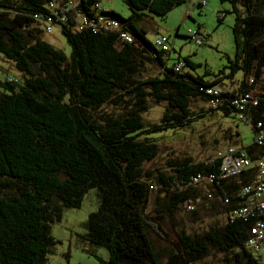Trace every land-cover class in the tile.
Returning a JSON list of instances; mask_svg holds the SVG:
<instances>
[{
  "label": "trees",
  "instance_id": "1",
  "mask_svg": "<svg viewBox=\"0 0 264 264\" xmlns=\"http://www.w3.org/2000/svg\"><path fill=\"white\" fill-rule=\"evenodd\" d=\"M49 1L0 0V54L22 72L20 80L0 79V264H45L59 243L52 224L61 221L65 208H79L90 189L98 206L87 216L86 231L76 236L97 259L94 264H206L211 248L229 253L232 264H259L260 255L247 245L254 220L228 218L243 201L237 180L248 181L252 169L222 178L217 153L209 162L184 157L170 164L171 173L156 176L145 163L158 154L153 135L205 117L204 109L192 112L196 99L207 102L210 112L237 114L250 124L252 142L239 147L253 157L264 99L249 110L226 101L212 106L206 89L229 84L221 94L228 98L264 90V0H227L230 7L219 12V23L228 13L234 16L235 54L211 80L205 78L209 71L195 72L188 56L171 60L174 46L154 45L141 25L149 13L165 17L187 0H122L130 10L126 17L102 8L101 0H79L80 12L90 15L100 6L98 14L119 24L93 30L73 27L72 19L58 23L69 56L41 39L43 21L35 15L48 11ZM121 32L132 40L121 39ZM150 64L158 67L154 75L147 73ZM237 73L242 76L235 83ZM149 98L165 103L153 124L142 117ZM234 136L240 142L239 132ZM198 175L215 176L207 183L209 194L212 201L228 198L218 212L225 220L194 236L181 229L173 255L162 262L149 231L166 239L158 217L172 221L186 200L202 194L194 181ZM98 247L107 249L108 259L97 255Z\"/></svg>",
  "mask_w": 264,
  "mask_h": 264
},
{
  "label": "rangeland",
  "instance_id": "2",
  "mask_svg": "<svg viewBox=\"0 0 264 264\" xmlns=\"http://www.w3.org/2000/svg\"><path fill=\"white\" fill-rule=\"evenodd\" d=\"M203 1L201 7L198 2ZM100 6L106 10L112 9L120 15L126 17L130 10L122 0H101ZM230 7L229 2L221 0H187L185 3L175 6L165 17L149 13L141 25L148 30L147 36L153 40L158 34L168 35L175 51L171 54V60H175L178 54L183 57L188 56L197 64L195 72L203 75L205 71L209 74L206 79L211 80L220 69L228 64V58H233L235 54V43L232 33L233 14H226L222 22H218L217 16L221 10ZM192 29L200 32L203 43L197 44L194 40H189L187 30ZM41 39L47 41L54 48L70 55L71 47L66 37L61 32L58 24H53L50 31H44ZM158 72V67L154 64L148 65L147 73L154 75ZM264 78V68L261 74ZM22 72L18 70L13 61L6 59L0 54V79L16 78L20 80ZM242 76L237 73L235 83ZM148 108L143 111V121L147 124L157 123L164 112L165 103H156L151 98L147 102ZM209 105L200 99L192 101L191 110L193 113L205 110V117L196 120L186 127L176 129L169 128L167 132L153 135L158 144V154L150 162L145 163V169L153 173L154 176L160 171L171 173L174 161H179L184 157H190L194 162L212 160L218 151H223L229 146H244L252 142V132L250 124L243 119H238V115L231 114L225 116L222 111H208ZM239 132L240 142H235L236 136L230 138L231 134ZM196 186L201 190L200 195L195 199L197 202L192 209L181 206L172 221L164 217H158L162 224L166 239L158 237L152 230L149 231L153 246L158 252L162 262H166L175 251L174 243L177 241V234L184 229L190 236L201 234L209 230L213 225L223 224L225 217L218 213L222 199L212 201L210 190L205 181H199ZM155 186L152 188L154 191ZM98 201L95 190L90 189L84 196L79 208H65L60 222L52 224V234L59 240L55 250L48 256L45 264H94L97 259L87 254L82 248V244L76 233L86 231V221L89 212L95 210ZM194 210V211H193ZM97 255L103 259H108L109 252L104 247H98ZM229 253L219 252L210 249L203 259L206 264H232Z\"/></svg>",
  "mask_w": 264,
  "mask_h": 264
},
{
  "label": "built area",
  "instance_id": "3",
  "mask_svg": "<svg viewBox=\"0 0 264 264\" xmlns=\"http://www.w3.org/2000/svg\"><path fill=\"white\" fill-rule=\"evenodd\" d=\"M79 0H51L46 5L48 11L43 15H35L36 18H41L43 21L42 28L44 31H50L53 24L64 23L67 24L68 20L75 22L74 26L79 28L91 27L93 30L97 29H109L116 27L119 23L114 19H110L106 16H102L97 13L98 7L91 10L90 15L80 12L77 9ZM203 4V1L198 2ZM97 6V5H96ZM40 20V19H39ZM41 21V20H40ZM40 25V27H41ZM187 35L190 40H194L197 44H202L203 37L192 29L187 30ZM121 39L131 41L132 37L127 32H121ZM154 45L161 46L163 49L168 50L172 45L168 35L158 34L154 39ZM252 81V79H250ZM264 84V82L262 83ZM229 84H217L215 86L208 87L207 93L212 95V106L229 102L235 108L244 110L258 105L261 99L259 93H264V90H254L253 92L236 93L234 97L228 98L221 96L222 93L228 91ZM242 115V114H240ZM244 119L246 118L243 115ZM254 141L256 144V150L253 153V157H250L239 146H229L223 151H218L217 156L220 158V177H238L241 173L253 170V173L249 176V180L243 182L237 180L239 188L237 194L243 199L242 203L231 209L228 213L230 221L234 219H246L251 218L254 223L249 228V236L247 238V245L261 257L259 264H264V121H256V130L254 133ZM214 175L200 176L198 175L194 181L197 183L201 180L205 183H211L214 180ZM199 199V198H195ZM188 199L184 202L183 206L187 209H192L197 204L196 200ZM227 203L228 198L222 200Z\"/></svg>",
  "mask_w": 264,
  "mask_h": 264
}]
</instances>
